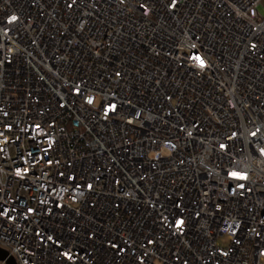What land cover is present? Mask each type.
<instances>
[{
    "label": "built area",
    "instance_id": "obj_1",
    "mask_svg": "<svg viewBox=\"0 0 264 264\" xmlns=\"http://www.w3.org/2000/svg\"><path fill=\"white\" fill-rule=\"evenodd\" d=\"M262 1L0 0V249L264 264Z\"/></svg>",
    "mask_w": 264,
    "mask_h": 264
},
{
    "label": "water",
    "instance_id": "obj_2",
    "mask_svg": "<svg viewBox=\"0 0 264 264\" xmlns=\"http://www.w3.org/2000/svg\"><path fill=\"white\" fill-rule=\"evenodd\" d=\"M0 261L6 264H17L15 260L9 257L8 253L0 249Z\"/></svg>",
    "mask_w": 264,
    "mask_h": 264
},
{
    "label": "rangeland",
    "instance_id": "obj_3",
    "mask_svg": "<svg viewBox=\"0 0 264 264\" xmlns=\"http://www.w3.org/2000/svg\"><path fill=\"white\" fill-rule=\"evenodd\" d=\"M262 6L264 7V0L262 1ZM220 243H221L223 246H225V245L228 244V241H227V239H222V240H220Z\"/></svg>",
    "mask_w": 264,
    "mask_h": 264
},
{
    "label": "snow or ice",
    "instance_id": "obj_4",
    "mask_svg": "<svg viewBox=\"0 0 264 264\" xmlns=\"http://www.w3.org/2000/svg\"><path fill=\"white\" fill-rule=\"evenodd\" d=\"M13 19H15V17H13ZM233 175H237L236 173H233Z\"/></svg>",
    "mask_w": 264,
    "mask_h": 264
}]
</instances>
